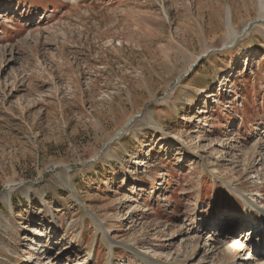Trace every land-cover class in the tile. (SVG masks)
<instances>
[{"label": "rangeland", "instance_id": "1", "mask_svg": "<svg viewBox=\"0 0 264 264\" xmlns=\"http://www.w3.org/2000/svg\"><path fill=\"white\" fill-rule=\"evenodd\" d=\"M0 264H264V0H0Z\"/></svg>", "mask_w": 264, "mask_h": 264}, {"label": "bare ground", "instance_id": "2", "mask_svg": "<svg viewBox=\"0 0 264 264\" xmlns=\"http://www.w3.org/2000/svg\"><path fill=\"white\" fill-rule=\"evenodd\" d=\"M257 50L254 51V53H256ZM251 206H248L247 208H250ZM253 208V206H252ZM243 220H246L243 218ZM259 229V228H258ZM238 235H232L229 239L228 245L236 242V240L239 238H243L244 236H246L245 238H248V236L250 235V230L249 228L243 227L240 231H238ZM242 250L240 251V254L242 253V251L244 250V245L241 246ZM231 257L228 258V260H230Z\"/></svg>", "mask_w": 264, "mask_h": 264}]
</instances>
